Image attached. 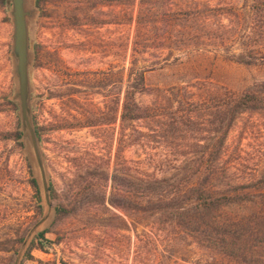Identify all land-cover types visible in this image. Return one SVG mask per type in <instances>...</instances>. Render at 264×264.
Segmentation results:
<instances>
[{"label": "rangeland", "instance_id": "1", "mask_svg": "<svg viewBox=\"0 0 264 264\" xmlns=\"http://www.w3.org/2000/svg\"><path fill=\"white\" fill-rule=\"evenodd\" d=\"M114 1L44 0L42 12L39 8L33 41L38 59L31 80L41 99L34 111L56 192L53 201L63 212L57 213L42 243L34 240L21 264H203L206 257L194 235L173 226L167 215L99 203L103 191L106 197L111 194L115 174L132 179L155 171L159 176L157 167L185 159L181 151L217 145L214 113L225 99L200 92L203 83L238 93L254 89L261 95L253 110L245 109L231 121L222 145L228 177L245 182L264 168V19L258 22L261 12L255 7L258 29L247 37L251 13L239 11L252 0H231L228 10L214 11L213 42L187 48L167 62L149 58L141 64L146 91L135 95L136 100L158 105L168 119L164 126L153 120L126 123L122 139L118 73L129 65L128 54L124 57L119 47V26L99 23L118 15L115 4L107 5ZM7 10L0 7V264H12L10 251L41 213L29 164L9 135L19 119L6 102L13 89ZM237 19L239 27L231 33ZM241 52L250 64L235 62ZM179 92L185 94L181 104L173 102ZM85 116L93 125L79 126L76 119ZM6 246L10 250H3Z\"/></svg>", "mask_w": 264, "mask_h": 264}, {"label": "trees", "instance_id": "2", "mask_svg": "<svg viewBox=\"0 0 264 264\" xmlns=\"http://www.w3.org/2000/svg\"><path fill=\"white\" fill-rule=\"evenodd\" d=\"M211 2L212 0H116L107 4L112 7L115 4L119 8L118 15H114L110 21L102 20L99 23H115L119 26V47L124 57L128 54L129 60V65L122 67L118 73L122 98L116 110L119 111L121 139L126 123L153 120L159 126L166 124L168 117L160 112L158 105H142L136 100L135 95L146 91L145 66L141 64L149 58L167 62L176 53L187 48L195 50L200 45L213 42L215 37L210 31L215 24L214 11L217 8L226 11L233 3L231 0L224 1L218 7ZM43 3L44 0L35 1L41 12ZM7 6L8 0H0V7ZM255 7L261 12L259 22L264 19V0H252L250 6L243 4L239 9L241 12L251 13L247 37L255 35L258 29L254 16L257 12ZM87 14L83 13L85 16ZM240 14L242 13H235L234 16ZM238 25L239 19L231 24V33L237 31ZM32 46L37 60L38 50L35 43ZM246 50L247 47H243V51ZM242 55V52L239 53L235 62H252L244 60ZM201 85L198 89L200 92L213 94L217 100L226 101L219 104L214 113L217 145H194L181 151L180 156L184 155L185 159L179 157L176 159L178 162L165 169L157 167L161 174L159 176L155 171L139 172L132 179L123 173L115 174L112 176L111 194L106 197L103 191L99 203L106 201L123 211L133 210L138 214L167 215L173 226L194 235L193 238L206 257L203 264H264V168L249 181H237L228 177L229 167L226 160H223L226 145H222L231 121L239 112L253 110L260 94L254 89L238 93L214 83ZM185 93L187 94L186 90ZM178 96L180 97L177 98ZM178 96H175L173 102L181 104L185 94L179 92ZM6 102L17 110L14 102L7 98ZM178 113V110L174 111V114ZM34 119L41 141L42 128L38 125L35 111ZM76 120L79 126L93 125L88 116ZM174 120L175 124L179 121L177 118ZM9 135L14 144L21 147L18 141V120ZM103 180H107V175H104ZM30 182L35 190L36 207L40 209L35 182L33 179ZM51 195L52 199L56 198L52 182ZM62 212L59 205L57 213ZM46 232L40 234L41 239ZM41 239H38L39 243H42ZM33 246L34 241L27 257ZM3 250L10 249L6 246Z\"/></svg>", "mask_w": 264, "mask_h": 264}, {"label": "water", "instance_id": "3", "mask_svg": "<svg viewBox=\"0 0 264 264\" xmlns=\"http://www.w3.org/2000/svg\"><path fill=\"white\" fill-rule=\"evenodd\" d=\"M36 0H8L7 16L12 26L10 34L9 60L11 65L12 93L7 99L17 106L18 131L21 151L25 156L38 192L40 216L29 226L17 249L11 250L12 264H21L32 242L40 234L46 232L54 223L58 205L51 195V176L37 135L34 119V109L41 97L35 95V87L31 80V73L35 61V51L32 43L35 39L36 22L40 9Z\"/></svg>", "mask_w": 264, "mask_h": 264}]
</instances>
